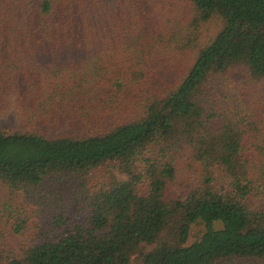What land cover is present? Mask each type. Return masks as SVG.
Instances as JSON below:
<instances>
[{
    "label": "trees",
    "instance_id": "1",
    "mask_svg": "<svg viewBox=\"0 0 264 264\" xmlns=\"http://www.w3.org/2000/svg\"><path fill=\"white\" fill-rule=\"evenodd\" d=\"M173 1L0 0V224L63 229L0 264H264V0Z\"/></svg>",
    "mask_w": 264,
    "mask_h": 264
},
{
    "label": "rangeland",
    "instance_id": "2",
    "mask_svg": "<svg viewBox=\"0 0 264 264\" xmlns=\"http://www.w3.org/2000/svg\"><path fill=\"white\" fill-rule=\"evenodd\" d=\"M104 1H108L112 4L115 2V0ZM173 4H175L173 0H154L152 5L154 12H152L151 17L157 20V16L160 15V13H165L167 10L174 15H180L181 13H174V10L170 9ZM217 29L218 27L212 23L205 26V28L201 30L202 34H200V42L204 43L210 37L214 36L218 32ZM206 93L214 101L216 108L222 112L223 110L225 111L226 109L229 110L234 108V105L238 103V96L235 94L233 84L229 80V77L224 75H214L211 77L206 86ZM0 129L9 131L26 130L15 110L10 111L9 113H0ZM80 133L79 130H74L70 127H61L46 132L51 138L56 137L57 135L71 136L83 134ZM18 201L21 205H24V208H26V213L22 217L27 219V227L20 234H15L11 231L12 228L10 223L2 222L0 224V254L2 253L4 256L21 254L32 244L63 231V229L53 226L54 222L51 214L44 213L43 216H40L37 211V208L39 207L38 205L24 203L22 198H19ZM3 231L6 233L5 237L2 236ZM201 231L200 226L195 228L191 240H195Z\"/></svg>",
    "mask_w": 264,
    "mask_h": 264
}]
</instances>
